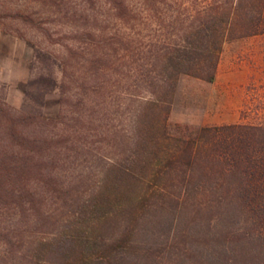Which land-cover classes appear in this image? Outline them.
Returning a JSON list of instances; mask_svg holds the SVG:
<instances>
[{
    "label": "rangeland",
    "instance_id": "374dc122",
    "mask_svg": "<svg viewBox=\"0 0 264 264\" xmlns=\"http://www.w3.org/2000/svg\"><path fill=\"white\" fill-rule=\"evenodd\" d=\"M123 28L107 0H0V149L8 153L18 151L21 156H32L36 152L37 168L41 165L48 170L49 161L44 159L43 147L36 144L39 137L51 130L59 134L62 121L66 119V127L67 119L74 122L72 118L79 112V107L68 105L67 117L55 118L59 110L60 84L64 81L65 96L88 91L89 83H85L86 86L74 80L82 81L84 73L90 72L86 63L87 42L95 39L97 32L109 37L116 30L124 31ZM254 35L251 43L245 42L239 49L232 44L242 37L227 39L216 68L225 75L237 67L258 79L244 90L242 106L234 110L235 94L228 87L221 92L222 82L217 89L204 79L181 75L167 120L171 135L192 137L202 126L264 125V32ZM253 47L261 49L253 50ZM113 60L112 57L97 64L98 77H102L101 68ZM72 99L68 100L74 103ZM98 100L100 104L95 114L91 115L86 108L80 107V110L99 124V135L74 138L75 142L67 141L66 147L62 142L56 148L62 153L65 147L68 160L51 164L63 171L60 178L62 171L55 174L54 180H63L72 191L59 197L44 193L41 200H35L37 211L26 209L24 212L23 207V211L15 215L0 212V226L4 227L0 232V264H60L75 256L102 259L104 264H201L206 251L216 253L213 238H229L230 234H219L225 227L218 220L215 200L208 194L199 200L193 196L179 197L181 176L177 169L168 179L163 178L158 183L160 186L149 182L164 189L149 188L153 195L141 202L135 200L127 212L116 210L99 226L94 227L95 219L89 209L79 211L78 204L89 200L94 184L100 181V169L112 159L130 155L133 148L125 135L131 134L130 108L122 103L117 105L118 101L114 105L102 97ZM40 113L45 117L41 124L16 126L22 114L39 117ZM88 120L89 117L80 120L81 126L85 128ZM122 128L127 129L125 134L120 131ZM33 138L36 142L31 144ZM32 165L35 167L34 160L27 163L28 167ZM37 170L20 174L34 177ZM29 182L32 188L37 187L42 192L44 179L29 178ZM74 222H78L76 229H73ZM13 223L17 227L13 233L16 239L8 243L6 234ZM74 237L86 242L72 251ZM122 238L124 244L115 245ZM244 253L239 257L242 264L261 260L259 254L250 249Z\"/></svg>",
    "mask_w": 264,
    "mask_h": 264
},
{
    "label": "trees",
    "instance_id": "16d2710c",
    "mask_svg": "<svg viewBox=\"0 0 264 264\" xmlns=\"http://www.w3.org/2000/svg\"><path fill=\"white\" fill-rule=\"evenodd\" d=\"M107 1L124 31L116 30L109 37L97 32L95 39L87 42L86 63L90 72L86 70L81 77L83 82L78 78L74 80L77 84L89 83L88 91L65 96L64 81L60 84L59 110L55 118L67 117L68 105L79 107V112L72 118L74 122L67 119L66 127V119L62 121L59 134L51 130L39 137L36 144L43 147L44 159L49 161L48 170L41 165L37 168L36 152L32 156H21L18 151L8 153L0 149V212L15 215L23 209L24 212L26 209L37 211L35 200L47 193L59 197L72 191L63 180H54L55 174L62 171L54 163L67 162V141L73 143L86 135H99V124L91 115L97 112L98 99L102 97L111 104L118 101L117 105L122 103L130 108L131 134H125L127 129L124 128L120 131L131 140L133 148L130 155L112 159L100 169V181L94 184L89 200L78 204L79 211L89 209L92 213L94 227L111 218L116 210L127 212L135 200L141 202L153 195L149 190H158L161 185L158 183L177 169L181 176L179 197L193 196L199 200L208 194L215 200L218 220L225 227L219 234H230L229 238H213L216 253L206 251L201 264H242L239 257L245 255L247 249L259 254L261 259L252 264H264V125L202 126L195 136L178 137L168 132L167 124L181 75L212 82L227 39L264 32V0ZM112 57V63L105 64L100 71L102 77H98L97 64ZM64 65L61 62L62 68ZM70 98L74 103L68 100ZM80 107L88 109L91 115ZM86 117L89 120L84 128L80 120ZM20 118L16 126L27 127L45 120L41 113L39 117L22 114ZM9 136L14 139L12 132ZM34 142L35 138L30 140L31 144ZM62 142L65 147L61 153L56 147ZM33 160L35 167H28L27 163ZM32 169L38 170L34 177L29 176L31 180L44 179L42 192L37 187L32 188L29 178L20 174ZM61 174L63 171L58 178ZM150 181L159 186H152ZM77 225L78 222H74L73 229ZM0 228L2 232L4 227ZM16 229L13 223L6 234L8 243L13 241ZM72 239V251L86 242L76 237ZM123 240L115 245L122 246ZM60 264L104 263L98 258L88 260L75 256Z\"/></svg>",
    "mask_w": 264,
    "mask_h": 264
},
{
    "label": "crops",
    "instance_id": "0c3cea01",
    "mask_svg": "<svg viewBox=\"0 0 264 264\" xmlns=\"http://www.w3.org/2000/svg\"><path fill=\"white\" fill-rule=\"evenodd\" d=\"M250 37H251V40H248V39H250ZM252 37H256V35L242 37L241 39L233 42L232 45L235 48L239 49L240 45H242L243 43H245V42L246 43H251L252 42ZM224 44H223V47H222L220 58H221V55L223 53V50L225 49ZM228 48H230V47H228ZM254 48L257 51H259L261 49V47H253V50H254ZM220 58H219V61H220ZM233 70L234 71L228 72L225 75H222L220 73V71L217 70L215 72L214 80L212 82H209V85H211V87L214 86L215 88L218 89V85H219L218 83L222 82V86L223 87H222V90H220L221 92L227 91V89H225V87L226 88L228 87L229 90L233 91L235 96L233 97L232 106H233L234 110H238L242 106V99L244 97L243 96L244 95V90L246 89L247 85H249L252 82H257L258 79L255 78V77H252V74H249L250 75L249 76L248 74H246L245 71H242L243 69H237V67H235V69H233ZM239 72H240V74H239ZM235 73H237L236 76H234ZM263 82H264V80H262V83ZM229 86H231V88ZM211 87L209 88V91L212 89Z\"/></svg>",
    "mask_w": 264,
    "mask_h": 264
}]
</instances>
